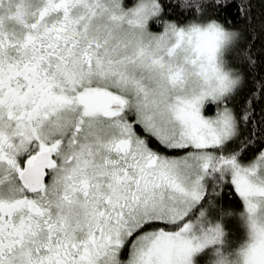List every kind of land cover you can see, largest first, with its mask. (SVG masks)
<instances>
[{"label":"snow or ice","instance_id":"snow-or-ice-1","mask_svg":"<svg viewBox=\"0 0 264 264\" xmlns=\"http://www.w3.org/2000/svg\"><path fill=\"white\" fill-rule=\"evenodd\" d=\"M0 264H264V0H0Z\"/></svg>","mask_w":264,"mask_h":264},{"label":"trees","instance_id":"trees-1","mask_svg":"<svg viewBox=\"0 0 264 264\" xmlns=\"http://www.w3.org/2000/svg\"><path fill=\"white\" fill-rule=\"evenodd\" d=\"M259 10H260V9H259V7H258V8H257V12H259Z\"/></svg>","mask_w":264,"mask_h":264}]
</instances>
